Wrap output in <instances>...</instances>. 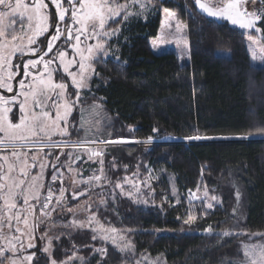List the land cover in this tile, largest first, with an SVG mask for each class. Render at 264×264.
<instances>
[{"label": "trees", "instance_id": "1", "mask_svg": "<svg viewBox=\"0 0 264 264\" xmlns=\"http://www.w3.org/2000/svg\"><path fill=\"white\" fill-rule=\"evenodd\" d=\"M155 2L185 24L189 63L181 65L173 53H152L157 13L130 24L119 60L94 63L92 94L84 98L102 104V137L117 143L103 156L104 190L127 176L148 181L139 200L116 194L93 207L105 225L125 232L132 251L121 253L89 230L59 228L48 253L38 240L31 264L73 255L82 264H133L146 255L167 264H237L243 243L261 242L251 237L264 233V65L252 62L245 33L205 16L195 0ZM258 27L264 42V20ZM77 121L75 109L69 119L74 140L81 138ZM193 136L211 139H188ZM195 191L215 197L213 207L190 205ZM81 200L86 197L70 206ZM190 208L197 219L185 224ZM225 231L233 235L225 237Z\"/></svg>", "mask_w": 264, "mask_h": 264}, {"label": "snow or ice", "instance_id": "2", "mask_svg": "<svg viewBox=\"0 0 264 264\" xmlns=\"http://www.w3.org/2000/svg\"><path fill=\"white\" fill-rule=\"evenodd\" d=\"M195 2L208 16L218 14L242 29H251L257 20H264V13L257 12L244 13V16L253 18H242L240 12L236 11L235 0L227 4L223 0H214L211 8L201 0ZM136 3L137 0H131V4H121L120 0H50V3L46 0H0V90H3L0 93V152L5 153L0 155V264H31L35 254L25 253L37 246L34 233L40 224L45 223V217L51 218L47 210L58 209L63 215L66 188L63 183L57 188V180L63 181L61 168L66 166L72 169V161L82 160L84 155H87L88 161L100 165V175L94 171L87 180H73V199L83 195L78 191L79 187L87 185L91 188L106 179L104 160L101 159L106 153L93 150L92 145L104 144L107 147L113 141L89 135L91 124L86 127L88 122L84 118V110L81 111L80 127L85 137L72 141L69 117L80 101L81 90L89 88L90 80L95 75L93 64L101 55H108L107 44L119 31L109 30L110 22H119L117 17L121 16L126 21L131 15L128 8ZM148 3L151 0L141 2L140 8L145 9ZM212 8L218 9V12ZM164 12L169 18L174 15L167 8ZM179 28L178 24L177 30ZM256 30L260 31L259 28ZM25 38L26 44L23 42ZM93 40L95 43H91ZM252 59H257L255 53ZM57 76L60 78L57 79ZM68 79L71 85L65 82ZM72 88L76 89L75 93L71 91ZM73 94L75 99L72 98ZM92 109L99 110L96 105ZM260 132L264 133V129H260ZM188 139L211 137L193 136ZM85 144L88 145L87 150L81 151V146ZM69 148H75V151H65ZM35 149L39 151L34 152ZM57 149L61 150V155L67 156V164L61 163ZM29 157L31 168L28 166ZM37 165L39 171L33 174ZM49 166L51 182L44 179ZM115 187L120 188L121 184L117 182ZM194 197L195 194L190 193V205ZM207 197L206 191L202 203L212 208L213 204L208 202ZM211 199L215 200V197ZM37 208L42 212L39 218L33 214ZM68 211L74 212L71 208ZM187 211L184 223L195 222L197 217L191 214V208ZM92 219L94 216L89 217L88 224L73 220L70 226L81 229L91 227ZM93 231L95 233L96 230ZM205 231L210 232L211 229ZM222 235L227 237L233 233L225 231ZM256 235L261 242L244 244L243 257L237 264H264V233ZM46 238L47 234L41 237L42 240ZM96 238L94 234L93 239ZM50 246L49 239V245L43 251L48 252ZM74 259L60 264H74ZM51 264H57V261L53 259Z\"/></svg>", "mask_w": 264, "mask_h": 264}, {"label": "rangeland", "instance_id": "3", "mask_svg": "<svg viewBox=\"0 0 264 264\" xmlns=\"http://www.w3.org/2000/svg\"><path fill=\"white\" fill-rule=\"evenodd\" d=\"M156 1H163V0H156ZM241 0H235L236 2V11H239V2ZM30 2V0H28ZM46 2L50 3V0H46ZM141 2H147V0H137V3L134 6H131L128 8V12L131 13V15L128 16V19L125 21L123 17H117L118 19H121L120 25L116 28H109V30L118 29L119 31L116 32V34L109 40L107 44V52L108 55H101L97 60H107L108 58H111L115 61L119 60V49L120 46L127 40V30L129 29V26L134 21H141L145 22L148 19L155 16V14L159 13L161 20H160V27L158 34L155 38L150 39V45L151 50L154 55H162L166 53H173L177 59L179 60L181 65H185L189 63V48H188V41L186 36V26L184 23H182L174 14L173 11L169 10L171 13H173V17L169 18L165 12L163 7L159 6L155 0H151V3H148V6L145 9L140 8ZM214 0H201V3L205 4L206 7L211 8ZM229 2H232V0H223L224 4H227ZM238 2V4H237ZM121 4H131V0L127 1H121ZM197 6V5H196ZM198 7V6H197ZM54 9V8H53ZM55 10V9H54ZM198 10L203 13L205 16L217 20V21H226L231 25L232 27H235L236 29L240 30L241 32L245 33L247 35L246 39V47L248 49V52L251 56L252 62L256 66H263L264 65V42L262 39V35L260 31H257L256 29L258 27V21H256L255 26L251 29H242L239 27V25H233L230 20H227L224 17L217 15L214 16H208L207 13L202 12L201 9ZM213 11H217L218 9L212 8ZM241 14V13H240ZM242 18H246L241 14ZM114 22H110L112 24ZM179 24L180 28L177 30V25ZM19 27V25H17ZM27 27V25H25ZM19 34V33H18ZM31 35V33H29ZM43 38V37H41ZM25 44L27 43V39L25 38L23 41ZM19 43V41H18ZM91 43H95V40L91 41ZM253 53L256 54L257 59L253 60L252 55ZM221 55H227L226 52H220ZM94 69V64H93ZM95 72V71H94ZM93 78V77H92ZM70 84L71 80L68 79ZM92 80V79H91ZM91 80L89 84V88L83 89L80 92V101L75 109L78 111V121L76 124L75 131L81 132V138L83 139L85 137L84 130L80 127L81 123V111L84 110V118L88 122L86 124V127L91 124V132L89 133L90 136L96 139H102L104 141H114L111 140L109 137H102L103 134V124L105 122V113L103 111V107L101 103L97 102H87L86 96H89L92 94V88H91ZM18 87V85H17ZM76 91V89L74 88ZM0 91V93H2ZM10 94V93H8ZM75 99V97H74ZM96 105L98 106V111L93 110L92 106ZM74 109V110H75ZM72 111V113L74 112ZM18 112V109H17ZM72 115V114H71ZM71 117V116H70ZM69 117V119H70ZM98 122V123H97ZM69 129H70V123H69ZM56 139H60V137H55ZM67 139V137L65 138ZM72 141H75L74 139H71ZM115 142V141H114ZM116 146V145H114ZM109 148H98V150H103L104 152H107ZM81 151H86L85 149H80ZM25 151H28L25 149ZM39 149H35L34 152H38ZM65 151H75V148H69ZM58 155H61V150H56ZM5 153L0 152V155H3ZM103 159V156L101 157ZM54 162V158H53ZM67 156L61 155V163L67 164ZM29 168L32 167L31 159L29 157L28 161ZM19 171V170H17ZM39 171V165H37L36 169L34 170L33 174ZM95 171L96 175H100V165L99 163L88 161L87 155H84L82 160H75L72 161V169H69L68 167H63L60 169V172L63 176V181L60 179L57 180V188L61 183L64 184L66 188L65 193V204L63 215H61L60 211L57 209L56 211H53V209H48L47 211L50 212L51 218L45 217V223L40 224L37 227V231L34 233V242L37 244L38 240L40 244L46 242V245H49V239L51 240L53 238V235L58 231L61 230L59 228L69 229V230H89L97 236L96 240L108 244L110 246L115 247L119 252L121 253H131L132 251V245L127 239L125 232L115 229L111 226L105 225L96 215V212H94L93 207L96 204H100V206H103L104 204L101 203V201H105V198L107 196L114 197L116 194H119L124 197L132 198L133 200H139L140 193L143 190V187L147 186V180L138 177L137 175L134 176H127L124 180L120 181L121 184L120 188L117 187H111L108 186L106 189L108 191H105V187L107 186V182L105 180L101 182H97L95 185H93L91 188H89L87 185L81 186L78 188V191L80 193H83V195H78L75 199H73V180L79 181L81 179L87 180L89 177L93 175V172ZM104 171V170H103ZM51 167L49 166L46 170V175L44 177L45 181L47 180L48 175H50ZM145 182V183H142ZM51 182V175L49 176V181ZM135 185V187H133ZM129 193H131V197L129 196ZM195 194V197L193 198V202L196 201H202L204 198L205 192L195 191L193 192ZM59 195V193H56ZM142 195V194H141ZM83 197H86V200L79 201L76 205L70 206L71 203L74 201H78L82 199ZM208 202H211L214 204V200L211 199V197H207ZM189 200V196H188ZM192 202V203H193ZM53 203V208H55V201ZM205 204V203H204ZM87 205V207H85ZM206 205V204H205ZM0 206H2V202H0ZM207 207V206H206ZM71 208L74 210V212H69L68 209ZM37 218L42 216V212L39 208H37L33 213ZM90 221L91 227H85V228H78V227H71V223L73 220L76 221H84L86 224L89 223V217H93ZM55 217H58L55 219ZM21 227H23V224L21 223ZM95 229V233L93 231ZM112 229H115L116 231L113 232ZM203 233H210L207 231H204ZM47 234L46 239H41V237L45 236ZM258 237V235H254L251 238ZM2 243V241H0ZM260 242H248L243 243L244 244H257ZM45 245V246H46ZM33 249V248H32ZM28 249L25 254H32L31 250ZM49 252V251H48ZM47 252V253H48ZM74 259V264H82V258L78 255H73L70 258ZM69 258V259H70ZM69 259L65 260L68 261ZM60 264V263H57ZM128 264V263H127ZM133 264H167L161 257L158 256H143L139 259L134 260Z\"/></svg>", "mask_w": 264, "mask_h": 264}, {"label": "built area", "instance_id": "4", "mask_svg": "<svg viewBox=\"0 0 264 264\" xmlns=\"http://www.w3.org/2000/svg\"><path fill=\"white\" fill-rule=\"evenodd\" d=\"M239 11L240 13L244 16V13H252V12H257V14H262L264 13V1L263 0H241L239 2ZM246 18H253L251 16H244ZM257 21H261V20H257ZM114 145H117V143H115L113 141V143H110L107 145V147H105L104 144H96V145H92L93 150H98V148H109L112 147ZM88 145H82L81 149H85L87 150Z\"/></svg>", "mask_w": 264, "mask_h": 264}, {"label": "water", "instance_id": "5", "mask_svg": "<svg viewBox=\"0 0 264 264\" xmlns=\"http://www.w3.org/2000/svg\"><path fill=\"white\" fill-rule=\"evenodd\" d=\"M52 11H54V9H52ZM8 95H11V94H8Z\"/></svg>", "mask_w": 264, "mask_h": 264}, {"label": "crops", "instance_id": "6", "mask_svg": "<svg viewBox=\"0 0 264 264\" xmlns=\"http://www.w3.org/2000/svg\"><path fill=\"white\" fill-rule=\"evenodd\" d=\"M237 4H238V2H237ZM260 21H258V23H259Z\"/></svg>", "mask_w": 264, "mask_h": 264}, {"label": "flooded vegetation", "instance_id": "7", "mask_svg": "<svg viewBox=\"0 0 264 264\" xmlns=\"http://www.w3.org/2000/svg\"><path fill=\"white\" fill-rule=\"evenodd\" d=\"M0 91H2V90H0ZM3 93V92H2ZM8 95V94H7Z\"/></svg>", "mask_w": 264, "mask_h": 264}]
</instances>
